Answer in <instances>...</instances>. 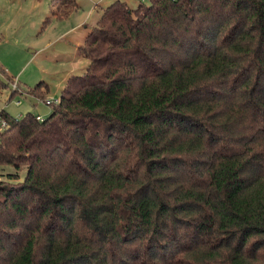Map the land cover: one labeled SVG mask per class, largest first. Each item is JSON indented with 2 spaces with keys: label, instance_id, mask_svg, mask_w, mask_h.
<instances>
[{
  "label": "trees",
  "instance_id": "1",
  "mask_svg": "<svg viewBox=\"0 0 264 264\" xmlns=\"http://www.w3.org/2000/svg\"><path fill=\"white\" fill-rule=\"evenodd\" d=\"M78 51L0 113V264H264V0H117Z\"/></svg>",
  "mask_w": 264,
  "mask_h": 264
},
{
  "label": "rangeland",
  "instance_id": "2",
  "mask_svg": "<svg viewBox=\"0 0 264 264\" xmlns=\"http://www.w3.org/2000/svg\"><path fill=\"white\" fill-rule=\"evenodd\" d=\"M50 1L0 0V81L5 84L8 81L2 75L3 72L14 79L9 87L0 88V113L4 111L15 118L27 113L49 114L50 107L44 106L42 101L35 98L27 99V90L21 88L17 81L30 88L40 81L45 82L49 86L47 100H57L63 85L61 79L68 72L71 63L65 60L69 57L66 55L69 51L66 50L83 43V35L96 24L103 10L108 7L105 5L112 0H76L80 6L79 11L66 20L52 21L42 28L48 16ZM142 1L146 3V0ZM99 5L102 6L101 9L97 7ZM135 7L136 3H133L130 8ZM66 43L73 47H68ZM87 65L84 60L72 66L73 74H82ZM11 90L16 93L13 98H10ZM13 171L11 166H0V179L2 175ZM23 172H20L21 176Z\"/></svg>",
  "mask_w": 264,
  "mask_h": 264
},
{
  "label": "crops",
  "instance_id": "3",
  "mask_svg": "<svg viewBox=\"0 0 264 264\" xmlns=\"http://www.w3.org/2000/svg\"><path fill=\"white\" fill-rule=\"evenodd\" d=\"M115 1H117V0H112L110 3H108V4H106L105 6H110L113 2H115ZM120 1H124V2H126L130 7H131V4H133V3H136V5L138 4V2H139V0H120ZM51 2V1H50ZM50 2H49V5H48V15H49V6H50ZM104 3V2H103ZM103 3L101 4L102 6H103ZM110 4V5H109ZM102 6H97L99 9H101L102 8ZM104 7V6H103ZM107 8V7H106ZM47 17V16H46ZM45 21V20H44ZM52 21H55V20H52ZM51 21V22H52ZM58 22V21H57ZM44 23V22H43ZM88 28V27H87ZM87 35V34H86ZM86 35H83V37L84 36H86ZM85 38V37H84ZM84 38H83V41H84ZM66 45L68 46V47H73L72 45H70L69 43H66ZM80 46V45H79ZM79 46L78 47H76V48H69V49H67L66 51H69L66 55H69V57H67L65 60L66 61H71V63H70V68H69V70H68V72L63 76V78L61 79V80H63V85H62V87H60L61 89H60V92H61V90H62V88H63V86H64V84H65V82L67 81V79L70 77V76H73V75H77L76 73L75 74H73V72H74V70H72V66H74V65H76V64H79V63H82L83 61H84V59L82 58V56H81V54L79 53V51H78V48H79ZM82 59V60H81ZM61 60H63V58L62 59H60V61ZM77 60V61H76ZM74 61H76V62H74ZM2 75H4V76H6V77H8L6 74H4V72L2 73ZM40 82H42V81H40ZM17 83H18V85L19 86H21V88H23V89H27V88H30L29 86H26V85H24V84H21L19 81H17ZM21 85H20V84ZM45 83V82H44ZM46 84V83H45ZM22 85H24V86H22ZM47 85V87H48V94H49V86H48V84H46ZM60 92H59V94H60ZM26 96V95H25ZM27 97V99H32V97L31 96H26ZM48 98V97H47ZM58 99V98H57ZM37 101H39V100H37ZM32 105H34L35 106V104L34 103H32ZM43 105L45 106V104L43 103ZM43 114H45L44 112H43ZM38 117H40L41 119H43L46 115H47V113L45 114V115H41L40 113H38V114H36Z\"/></svg>",
  "mask_w": 264,
  "mask_h": 264
},
{
  "label": "built area",
  "instance_id": "4",
  "mask_svg": "<svg viewBox=\"0 0 264 264\" xmlns=\"http://www.w3.org/2000/svg\"><path fill=\"white\" fill-rule=\"evenodd\" d=\"M51 103H57V100H47L45 102L46 105H49ZM38 120H41L40 117H37ZM7 126H6V123L0 118V128L1 129H5Z\"/></svg>",
  "mask_w": 264,
  "mask_h": 264
}]
</instances>
